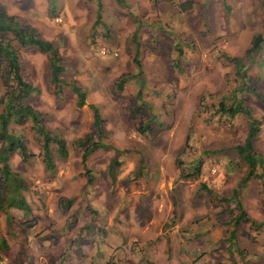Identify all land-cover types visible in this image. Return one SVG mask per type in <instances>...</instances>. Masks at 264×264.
I'll return each instance as SVG.
<instances>
[{
  "label": "rangeland",
  "instance_id": "rangeland-1",
  "mask_svg": "<svg viewBox=\"0 0 264 264\" xmlns=\"http://www.w3.org/2000/svg\"><path fill=\"white\" fill-rule=\"evenodd\" d=\"M122 1L0 0L63 57L59 97L49 83L47 56L34 47L20 50L22 72L39 90L29 103L68 151L61 159L50 144V172L29 124L14 127L33 153L26 163L15 153L8 159L28 211L0 209L6 245L0 264H264L258 180L250 178L239 194L248 216L263 223L258 228L240 223L233 231L236 211L212 204L199 189L204 182L227 196L246 174L235 150L247 132L245 117L209 118L208 106L233 95L241 82L224 56L241 61L249 78L244 81L264 98V45L255 54L245 52L264 28L263 0ZM186 1L191 5L181 12ZM97 11L100 21L93 27ZM55 15L60 23L53 22ZM100 46L117 55H99ZM127 74L135 77L116 91L114 81ZM73 82L86 94L81 107ZM239 96L252 116L262 118L252 149L264 158V102L249 92ZM91 106L102 118L98 141L104 147L82 165L72 142L93 130ZM140 125L149 132L141 135ZM197 158L203 161L199 178H180L178 165L186 168Z\"/></svg>",
  "mask_w": 264,
  "mask_h": 264
},
{
  "label": "trees",
  "instance_id": "trees-1",
  "mask_svg": "<svg viewBox=\"0 0 264 264\" xmlns=\"http://www.w3.org/2000/svg\"><path fill=\"white\" fill-rule=\"evenodd\" d=\"M50 4L53 0H48ZM123 4L122 0H115ZM264 2V0H263ZM190 1L181 2L178 9L181 12L189 9ZM99 7V3H98ZM100 13L96 12L93 21V27L99 24ZM264 21V20H263ZM264 25V23H263ZM264 45V28L261 32L255 33L249 42L246 54H255ZM34 47L39 53L47 56L49 67V83L53 87V91L57 96H61L62 81L59 75L64 71L62 64L63 57L60 56L53 42L42 38L35 27L28 23L21 22L15 15L6 12L5 7L0 4V83L2 85V93L0 95V209L4 207H14L21 210L23 213L28 211V206L25 199L20 194V190L24 187L21 179L14 172L8 163V159L12 154H17L20 162L26 163L33 156L28 150L27 140L20 132H16L14 127L24 126L29 124L30 130L36 136L38 141L40 153L42 155V163L46 170L53 172V155L50 150V144L55 145V154L57 157L66 158L67 143L65 140L52 134L46 130L41 123L42 114L35 111L30 105L29 101L32 94L38 93V88L29 81L22 72L20 64V50ZM178 50V49H177ZM179 54V52L177 51ZM224 59L234 62V67L240 76V85L234 90L233 95L228 98L220 99L215 104L208 106L209 118L212 117H226L227 119L235 115H242L246 119L247 132L243 143L235 146V150L247 164V171L244 177L240 179L237 187L231 190L230 195L218 196L211 189H209L204 182H199V189L207 193L212 204H226L228 212L236 211L232 216L231 223L233 231L240 223L248 224L254 228H258L263 223H256L252 220L247 212L243 209L242 203L239 199L240 190L244 187L247 181L251 179L258 180L259 186L264 195V158L255 153L252 149V142L257 137V134L262 130V118H255L251 115L250 107L245 105V96H239L242 92L251 93L260 102H264L258 92L246 83L249 78L243 75V64L240 60H235L224 56ZM136 61L135 58H133ZM240 71V72H239ZM134 75H123L114 81L116 91H120L124 84ZM71 90L76 96L75 105L81 107L85 101V91L75 82L71 85ZM136 98L140 97V92L135 94ZM92 109V126L93 130L83 136L75 139L72 144L80 150V161L83 165L87 157L97 148L104 147L100 143V139L104 132L101 127V116L95 106ZM137 131L144 135L145 131L149 132L148 127L140 125ZM176 158V163H178ZM203 161L201 158L191 160L187 165L189 168H184L180 165L178 176L184 179H198L201 174ZM259 166L262 171L256 172L255 167ZM186 169V170H185ZM88 175V170H85ZM70 202V200H68ZM3 207V208H2ZM6 224H9L10 217L6 216ZM9 226V225H8ZM233 231L228 236L229 240L233 239ZM5 243L0 239V250L5 247ZM203 253V252H202ZM200 256H197L198 259Z\"/></svg>",
  "mask_w": 264,
  "mask_h": 264
},
{
  "label": "built area",
  "instance_id": "built-area-1",
  "mask_svg": "<svg viewBox=\"0 0 264 264\" xmlns=\"http://www.w3.org/2000/svg\"><path fill=\"white\" fill-rule=\"evenodd\" d=\"M53 22L54 23H60L61 22V16L55 15L53 17ZM98 53L101 56H105V55H108V54L112 55V56H116L117 55V53L115 51L109 50L105 46H100L99 49H98ZM208 171H209L210 174H213V173H215L216 169L214 167H209Z\"/></svg>",
  "mask_w": 264,
  "mask_h": 264
},
{
  "label": "crops",
  "instance_id": "crops-1",
  "mask_svg": "<svg viewBox=\"0 0 264 264\" xmlns=\"http://www.w3.org/2000/svg\"><path fill=\"white\" fill-rule=\"evenodd\" d=\"M159 10H162V11H164V8H159ZM12 15H16L15 13H12ZM92 205H94V204H92ZM11 208H14V207H10V209ZM17 208H15V210H16Z\"/></svg>",
  "mask_w": 264,
  "mask_h": 264
}]
</instances>
